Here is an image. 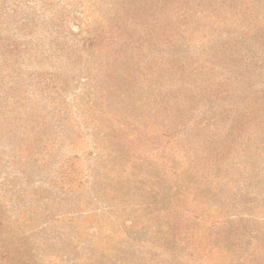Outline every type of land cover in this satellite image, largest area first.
Segmentation results:
<instances>
[{"label": "rangeland", "instance_id": "1", "mask_svg": "<svg viewBox=\"0 0 264 264\" xmlns=\"http://www.w3.org/2000/svg\"><path fill=\"white\" fill-rule=\"evenodd\" d=\"M0 264H264V0H0Z\"/></svg>", "mask_w": 264, "mask_h": 264}]
</instances>
